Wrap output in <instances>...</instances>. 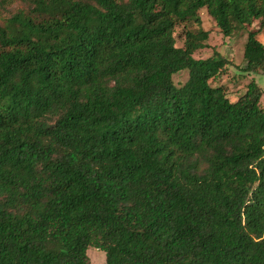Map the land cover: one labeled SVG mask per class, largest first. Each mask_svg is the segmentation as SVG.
Listing matches in <instances>:
<instances>
[{
    "label": "trees",
    "instance_id": "trees-1",
    "mask_svg": "<svg viewBox=\"0 0 264 264\" xmlns=\"http://www.w3.org/2000/svg\"><path fill=\"white\" fill-rule=\"evenodd\" d=\"M201 9L264 75V0H0V264H264V90Z\"/></svg>",
    "mask_w": 264,
    "mask_h": 264
},
{
    "label": "rangeland",
    "instance_id": "rangeland-1",
    "mask_svg": "<svg viewBox=\"0 0 264 264\" xmlns=\"http://www.w3.org/2000/svg\"><path fill=\"white\" fill-rule=\"evenodd\" d=\"M198 17L200 19V28L204 31L209 32L208 37V48L199 51L193 55L194 59H205L210 57L214 52L223 56L231 62V65L226 71L225 76L219 80L221 83L225 84L228 99L234 101L235 97L242 92L243 87L250 80H253L262 90H264V75H245L243 72L239 71L240 67L244 66L243 59V48L246 42L248 33L258 29V22L253 23L249 27L241 28L237 30L231 37L223 38V36L218 32L215 22L208 15L205 9H201L198 12ZM191 25H188L190 27ZM194 27V26H192ZM256 40L264 45V30L255 34ZM175 40L176 46H183V32L182 26H177L175 28ZM188 76L187 70L178 72L173 76V82L178 87L182 85ZM216 81V83H219ZM261 107L264 109V95L261 98ZM91 264H105V254L100 250L90 248L86 252Z\"/></svg>",
    "mask_w": 264,
    "mask_h": 264
}]
</instances>
